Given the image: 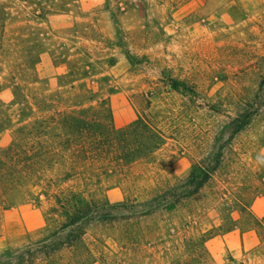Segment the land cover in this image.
<instances>
[{
	"label": "rangeland",
	"instance_id": "374dc122",
	"mask_svg": "<svg viewBox=\"0 0 264 264\" xmlns=\"http://www.w3.org/2000/svg\"><path fill=\"white\" fill-rule=\"evenodd\" d=\"M80 109L147 116L166 144L114 168ZM72 187L100 205L91 264H264V0H0V252L50 234Z\"/></svg>",
	"mask_w": 264,
	"mask_h": 264
},
{
	"label": "trees",
	"instance_id": "16d2710c",
	"mask_svg": "<svg viewBox=\"0 0 264 264\" xmlns=\"http://www.w3.org/2000/svg\"><path fill=\"white\" fill-rule=\"evenodd\" d=\"M62 114H95L90 118L87 116L78 118L76 121L81 127L78 130L77 125H74L73 128L77 129L76 132L83 144L91 142L93 153L100 162H107L114 168L128 167L151 158L166 144L164 132L147 116H137L128 125L117 127L108 111L89 112L80 109ZM68 117L70 116L65 118ZM220 158L221 154L218 152L212 165L196 163L192 166V172L187 179L188 185L192 186V194L198 193L210 181L211 176L220 167ZM76 169L75 163H71L68 168L69 172ZM54 200L55 206L51 213L56 218L51 220V225L54 226L52 232L20 248L6 247L0 252V264L49 262L57 253L64 250L73 256V264L93 262L92 252L82 238V226L94 219L100 206L99 202L87 199L83 192L73 187L60 191L54 196ZM254 223L257 237L264 241V217L255 220Z\"/></svg>",
	"mask_w": 264,
	"mask_h": 264
},
{
	"label": "built area",
	"instance_id": "2783aa9c",
	"mask_svg": "<svg viewBox=\"0 0 264 264\" xmlns=\"http://www.w3.org/2000/svg\"><path fill=\"white\" fill-rule=\"evenodd\" d=\"M21 1H24V0H21Z\"/></svg>",
	"mask_w": 264,
	"mask_h": 264
}]
</instances>
